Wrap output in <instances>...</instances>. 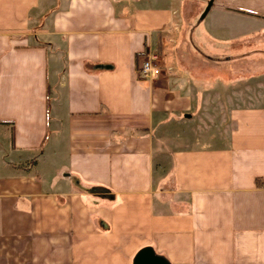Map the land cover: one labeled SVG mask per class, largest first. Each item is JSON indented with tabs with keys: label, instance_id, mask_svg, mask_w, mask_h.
I'll return each instance as SVG.
<instances>
[{
	"label": "crops",
	"instance_id": "1",
	"mask_svg": "<svg viewBox=\"0 0 264 264\" xmlns=\"http://www.w3.org/2000/svg\"><path fill=\"white\" fill-rule=\"evenodd\" d=\"M184 7L0 0V264H264V0Z\"/></svg>",
	"mask_w": 264,
	"mask_h": 264
},
{
	"label": "rangeland",
	"instance_id": "2",
	"mask_svg": "<svg viewBox=\"0 0 264 264\" xmlns=\"http://www.w3.org/2000/svg\"><path fill=\"white\" fill-rule=\"evenodd\" d=\"M207 0H184V9H183V17H184V19L185 20H187V22L189 21V22H192V20H194V19H200V15H201V13L200 14H198L200 11H201V8L205 5V2H206ZM206 6V5H205ZM205 8V7H204ZM204 10V9H203ZM186 22V23H187ZM204 22L202 21L201 23H200V25L201 24H203ZM185 27V29H187V28H189L188 26H184ZM187 48V47H186ZM185 48V49H186ZM182 51H184V50H182ZM159 58H157V60H156V63H159ZM200 69V68H199ZM201 70V69H200ZM205 71H206V69H205ZM204 71V72H205ZM228 72H225V73H223V70H219L218 72H215L214 73V76L215 77H229L228 76V74H227ZM233 75H235V76H237L238 75V73L236 74V73H233ZM234 76V77H235ZM220 107L218 106V107H215V109H216V111H217V109H219ZM209 109L211 110V108L209 107ZM215 141L216 142H218V141H222V140H219V139H216L215 138Z\"/></svg>",
	"mask_w": 264,
	"mask_h": 264
},
{
	"label": "water",
	"instance_id": "3",
	"mask_svg": "<svg viewBox=\"0 0 264 264\" xmlns=\"http://www.w3.org/2000/svg\"><path fill=\"white\" fill-rule=\"evenodd\" d=\"M213 0H208L203 12L200 15L202 18L205 13L208 11ZM133 264H169L167 261L156 255L152 249L145 247L140 249L133 259Z\"/></svg>",
	"mask_w": 264,
	"mask_h": 264
},
{
	"label": "built area",
	"instance_id": "4",
	"mask_svg": "<svg viewBox=\"0 0 264 264\" xmlns=\"http://www.w3.org/2000/svg\"><path fill=\"white\" fill-rule=\"evenodd\" d=\"M156 57L151 55L148 59L144 60L140 66V75L144 78L149 77L155 72L154 61Z\"/></svg>",
	"mask_w": 264,
	"mask_h": 264
}]
</instances>
